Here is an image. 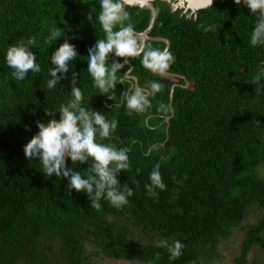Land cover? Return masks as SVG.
<instances>
[{
	"label": "trees",
	"instance_id": "1",
	"mask_svg": "<svg viewBox=\"0 0 264 264\" xmlns=\"http://www.w3.org/2000/svg\"><path fill=\"white\" fill-rule=\"evenodd\" d=\"M154 5L158 14L150 35L170 42L175 61L167 72L185 79L154 74L141 58H128L137 83L124 78L127 63L117 73L110 100L97 92L87 71L89 48L106 37L99 0H0V264H98L97 257L197 264L219 258V242L241 225L246 235L233 264H249V255L264 248V95L255 90L264 84V69L258 67L264 64V47L249 42L259 17L233 0H216L196 13L162 0ZM125 7L129 20L124 24L133 25L142 43L151 12ZM208 25L214 29L205 32ZM53 32L60 33L56 41L49 39ZM28 39L35 42L31 51L41 72L17 81L4 55L9 45ZM65 39L79 58L69 66L68 79L49 90L48 59ZM145 44L166 47L162 41ZM113 59L126 57L110 55L109 66ZM73 73L84 106L118 121L111 138L102 142L129 150L130 167L118 180L133 195L120 209L107 201H101L102 211L93 209L85 194L68 190L67 180L48 179L39 161L25 159L23 146L38 131L37 121L47 123L45 112L71 101ZM185 80L190 87H184ZM152 81L163 87L149 95L151 106L143 113L115 107L128 89L150 92ZM157 164L166 189L150 196L144 186ZM67 165L75 171L88 167L70 160ZM254 209L261 216L246 225ZM136 230L149 240L138 238ZM175 240L184 244L179 258L168 252Z\"/></svg>",
	"mask_w": 264,
	"mask_h": 264
},
{
	"label": "clouds",
	"instance_id": "2",
	"mask_svg": "<svg viewBox=\"0 0 264 264\" xmlns=\"http://www.w3.org/2000/svg\"><path fill=\"white\" fill-rule=\"evenodd\" d=\"M213 3L214 0H208L207 7H212ZM233 3L246 7L251 16L259 17L249 36V42L252 47H264V0H233ZM99 5L98 20L106 37L97 39L89 48L87 71L97 92L111 100L108 93L116 88L119 83L117 73L125 68L128 60L121 62L113 59L109 66L110 55L117 58L139 57L143 67L154 74L165 73L174 63L175 57L167 48H152L137 40L133 25L124 24L129 20L125 0H99ZM92 19L93 16L90 15L88 20ZM117 25H120L119 30L114 31ZM213 29V25L204 27L205 32ZM58 38V32H53L49 37L55 41ZM34 43L33 39H28L8 46L4 59L13 70L14 80L23 81L30 72H41V67L36 62L37 57L31 51ZM78 58L75 45L68 39L55 48L48 59L52 65L48 68L50 79L46 86L49 90H54L62 80L68 79L69 66ZM258 67L264 69V64ZM162 87L159 82L152 81L148 85L150 92L140 87L128 89L122 93V103L115 107L121 108L123 105L128 111L143 113L151 106L149 95L159 93ZM255 90L264 95V84H260ZM70 96L71 101L67 105L60 106L57 111L45 112L49 117L47 123L37 121L38 131L23 146L25 159L39 161L42 165L41 172L48 179L67 180L68 190L85 194L93 209L102 211L101 201H107L110 206L120 209L129 203V197L133 195V189L127 184L121 185L118 180V175L130 167L129 150L102 142L111 138L118 121L115 118L108 119L105 113L92 109L89 104L88 107L84 106L85 96L78 86L75 73L71 76ZM125 97L126 103H123ZM160 107L165 108L163 104ZM57 113L59 119L56 117ZM145 155L150 156L151 151ZM68 160L72 165L88 167L83 171H75L74 166L68 167ZM144 187L150 196L158 195L156 189H166L159 164L151 170L149 183ZM183 248L184 244L175 240L168 245V252L172 258H179Z\"/></svg>",
	"mask_w": 264,
	"mask_h": 264
},
{
	"label": "rangeland",
	"instance_id": "3",
	"mask_svg": "<svg viewBox=\"0 0 264 264\" xmlns=\"http://www.w3.org/2000/svg\"><path fill=\"white\" fill-rule=\"evenodd\" d=\"M156 1V0H155ZM171 7L174 9L184 8L186 9L188 1L187 0H176L175 3L170 1ZM190 87V85L188 86ZM261 212L257 209L251 211L246 225L256 223L260 218ZM241 225L240 227L233 228L230 234L221 239L218 244L217 250L220 253L219 258L213 259L209 262L201 261L197 264H233L234 258H236L240 251V246L242 241L245 239L246 229H244ZM138 238H143L145 241L149 240V236L143 233L142 231H135ZM96 261L98 264H145L139 261H131V260H115L112 258H103L97 257ZM249 264H264V248L257 247L256 250L253 251L252 254L249 255Z\"/></svg>",
	"mask_w": 264,
	"mask_h": 264
},
{
	"label": "water",
	"instance_id": "4",
	"mask_svg": "<svg viewBox=\"0 0 264 264\" xmlns=\"http://www.w3.org/2000/svg\"><path fill=\"white\" fill-rule=\"evenodd\" d=\"M154 1L155 0H125V4L126 5H130V6H139L141 8L148 9L151 12V18H150L149 26H148V28L142 34H140V37L142 39V43L145 44L146 41H150V40L162 41V42H164L166 44V47L165 48L169 49L170 42L167 39H164V38H161V37H152L150 35V33H151L152 29H153V26L155 24L156 18H157V14H158L157 9H156V7L154 5ZM162 1H166V2H169L170 3L171 0H162ZM187 1H188V4H187V7H186V10H191L193 13H196L200 9L207 8V2H208V0H187ZM214 1H216V0H214ZM126 60H128L127 57H126ZM128 64L130 66V69L125 74V77L124 78H127V79L133 78V80L135 81V83H137V79L135 77H132L131 76V72L133 70V67L129 63V61H128ZM163 74L166 75V76H172V77H177V78L185 79L182 76L173 75V74H171V73H169L167 71L165 73H163ZM189 85H190V83L188 81H186V85L184 87L187 88ZM176 86H177V84L173 85L172 91H171L170 107H171L172 115H173V109H172V93H173V90H174V88ZM169 119L170 118H167L166 119V122L167 123L169 122ZM168 128H169V123L167 124V132H168Z\"/></svg>",
	"mask_w": 264,
	"mask_h": 264
}]
</instances>
